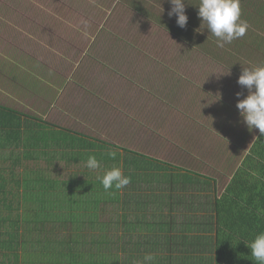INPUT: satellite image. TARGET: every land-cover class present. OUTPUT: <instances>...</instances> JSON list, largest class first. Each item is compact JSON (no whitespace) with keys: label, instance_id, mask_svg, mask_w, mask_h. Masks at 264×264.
Segmentation results:
<instances>
[{"label":"rangeland","instance_id":"1","mask_svg":"<svg viewBox=\"0 0 264 264\" xmlns=\"http://www.w3.org/2000/svg\"><path fill=\"white\" fill-rule=\"evenodd\" d=\"M241 1L249 27L221 48L194 31L199 0H184V28L169 17V0H0V107L103 147L62 148L70 162L40 159L57 184L22 189L32 228L115 238L119 203L80 190L92 152L129 149L210 177L224 192L259 133L243 122L236 93L248 94L237 83L242 68L264 65V0Z\"/></svg>","mask_w":264,"mask_h":264},{"label":"trees","instance_id":"2","mask_svg":"<svg viewBox=\"0 0 264 264\" xmlns=\"http://www.w3.org/2000/svg\"><path fill=\"white\" fill-rule=\"evenodd\" d=\"M192 23L194 31L201 27L208 42L217 46L202 18ZM47 127L43 121L0 107V264H134L147 253L155 256L151 264H257L247 244L264 232V136L260 133L220 196L210 177L163 165L144 154L129 149L120 154L118 149L111 163L107 153L92 152L101 168H87L80 190L119 203L121 209L110 227L91 223L95 231L108 227L116 231L114 239L101 240L79 236L77 227L64 236L54 228H32L30 219L36 224V218L30 213L24 216L22 189L34 180L51 181L41 162L56 163L57 153L60 160L70 162L74 154L60 153L66 147L85 150L78 154L103 148L82 135ZM43 157L46 161L40 160ZM27 158L35 168L22 162ZM21 165L22 173L17 170ZM114 166L123 168L131 182L123 189L105 191L97 177Z\"/></svg>","mask_w":264,"mask_h":264},{"label":"clouds","instance_id":"3","mask_svg":"<svg viewBox=\"0 0 264 264\" xmlns=\"http://www.w3.org/2000/svg\"><path fill=\"white\" fill-rule=\"evenodd\" d=\"M169 2L172 5L168 13L169 17L175 15L177 25L181 28L186 27L188 17L185 14L184 0H169ZM196 7L198 17L202 18L207 30L217 38L218 47L223 48L225 44H230L246 34L249 25L247 21L241 19L240 0H199ZM237 83L246 87L248 92L243 99H239L241 92L236 93L238 98L236 107L243 122L249 130L256 128L261 136H264V65L243 67ZM108 155L115 159L116 152L109 151ZM86 167L97 170L101 168V164L95 155H89ZM97 178L105 191L113 187L117 190L123 189L131 182V178L125 176L120 167L115 166L104 170ZM247 247L257 264H264V232L258 233ZM154 260L155 256L147 253L141 261H134V264H151Z\"/></svg>","mask_w":264,"mask_h":264}]
</instances>
